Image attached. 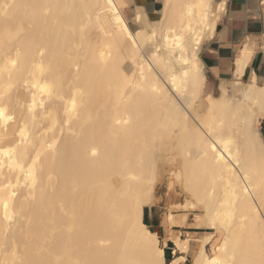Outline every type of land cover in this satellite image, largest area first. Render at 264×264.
I'll use <instances>...</instances> for the list:
<instances>
[{
    "label": "bare ground",
    "instance_id": "bare-ground-1",
    "mask_svg": "<svg viewBox=\"0 0 264 264\" xmlns=\"http://www.w3.org/2000/svg\"><path fill=\"white\" fill-rule=\"evenodd\" d=\"M124 5L0 0V264H180L192 243L191 264H264L253 48L210 92L199 52L225 2L164 0L134 31ZM171 169L209 233L176 235L167 263L142 216Z\"/></svg>",
    "mask_w": 264,
    "mask_h": 264
},
{
    "label": "crops",
    "instance_id": "crops-1",
    "mask_svg": "<svg viewBox=\"0 0 264 264\" xmlns=\"http://www.w3.org/2000/svg\"><path fill=\"white\" fill-rule=\"evenodd\" d=\"M125 1L126 5L122 9L129 23L136 28H138V25L133 22L136 8L142 9L148 15H152L159 12L164 3V0ZM214 1L215 3L224 1L225 9L217 23L214 35L202 44L199 52L207 79L214 84L232 79L235 59L240 54V49L247 45L251 49L253 48L252 56L245 67L246 70L244 69L241 80L243 78L249 79V76L253 74L256 76L258 83L264 84V0ZM259 130L260 133H264V118L260 120ZM149 210L151 212L152 209ZM186 224L173 229L174 232L179 233L181 238L185 237L187 233L192 236V234L198 232L194 230L195 227L188 225L187 222ZM158 227H161V224ZM161 230H163L164 238L166 239L164 248L168 247L170 249L172 258L179 254V251H176L174 245H171V240L167 236L165 229L162 228ZM196 246L197 243H192L191 251ZM191 251L184 253L186 259L180 264H191Z\"/></svg>",
    "mask_w": 264,
    "mask_h": 264
},
{
    "label": "rangeland",
    "instance_id": "rangeland-1",
    "mask_svg": "<svg viewBox=\"0 0 264 264\" xmlns=\"http://www.w3.org/2000/svg\"><path fill=\"white\" fill-rule=\"evenodd\" d=\"M124 4L126 5V1L124 0ZM139 8H136V10ZM135 10V12H136ZM142 11V9H140ZM138 11V10H137ZM125 14V13H124ZM144 14V12L142 13ZM159 12L155 13L154 16L149 15L150 19L149 23L152 21L153 23L156 21L155 19L157 18ZM157 15V16H156ZM126 16V14H125ZM146 16V14L144 15V17ZM127 17V16H126ZM148 17V15H147ZM147 17H145V19L147 20ZM149 18V17H148ZM221 18V17H220ZM219 18V20H220ZM218 20V21H219ZM128 25L130 26V28L134 31L137 28L134 27L131 23H129L128 19H127ZM151 24V23H150ZM217 28V27H216ZM249 79L247 78H243V80H241L242 82H247ZM261 84V83H259ZM264 85V84H261ZM206 86L208 87V90L210 92H213L217 86V84L211 83L209 82V80L206 77ZM259 124L257 125L258 129H259ZM260 131V130H259ZM262 138L264 139V133H261ZM171 172L173 171V169L170 170ZM170 171H166L165 175H164V179L163 181L160 183V188L158 189V191L156 192L157 195V200L158 202L155 205H150V206H144L148 208V220H149V228H153L155 230L159 231V242L160 244L162 243L163 240H166L164 238V232L163 229L169 228V225L167 227V223L166 222V217L169 213H171V217L173 218V220H175V224L177 223L178 226H174V228H178V227H182L184 225H187L186 222L188 223V225L195 227L194 230L198 231L195 234H192L193 238L189 233L186 234V236H189L191 238V240H199L202 236H204L205 234H208L209 231L208 229L205 227V224H199V221L197 219V215L199 213V210L197 209V206L195 207L194 200L190 199L187 194L185 193V191L181 190L180 186L175 182V176H174V171L171 173ZM172 174V175H171ZM174 176V177H173ZM173 182V185L171 184L169 188V183ZM174 186V187H173ZM170 190H169V189ZM191 200V205L189 206V210L184 211V204L186 203L187 199ZM149 209H152L151 212ZM183 213H185V215H187L184 219V223H183V219H182V215ZM182 221V222H181ZM181 223V224H180ZM161 224V227H158V225ZM199 224V225H198ZM166 231V230H165ZM176 235H179L178 232H174V230L167 234V236L170 238V240L172 238H174ZM185 236V237H186ZM173 244V243H172ZM211 245L208 244L206 246L207 252L210 253L211 251ZM195 248V247H194ZM191 258H192V252L190 253Z\"/></svg>",
    "mask_w": 264,
    "mask_h": 264
},
{
    "label": "trees",
    "instance_id": "trees-1",
    "mask_svg": "<svg viewBox=\"0 0 264 264\" xmlns=\"http://www.w3.org/2000/svg\"><path fill=\"white\" fill-rule=\"evenodd\" d=\"M142 220L147 226H149L150 223H149V220H148V208L147 207H144V209H143ZM149 229L155 230L153 228H149ZM158 234H159V231H158ZM171 245H173V244H171ZM164 259H165V261L167 263L171 260V252H170V249L168 247L164 248Z\"/></svg>",
    "mask_w": 264,
    "mask_h": 264
}]
</instances>
